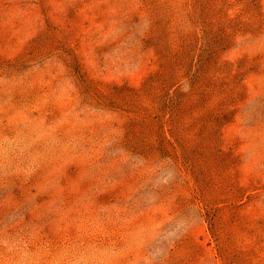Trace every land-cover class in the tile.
Masks as SVG:
<instances>
[{
	"label": "rangeland",
	"instance_id": "374dc122",
	"mask_svg": "<svg viewBox=\"0 0 264 264\" xmlns=\"http://www.w3.org/2000/svg\"><path fill=\"white\" fill-rule=\"evenodd\" d=\"M0 264H264V0H0Z\"/></svg>",
	"mask_w": 264,
	"mask_h": 264
}]
</instances>
